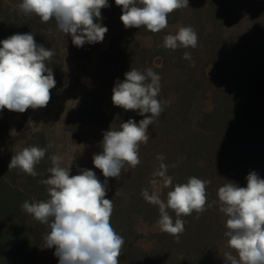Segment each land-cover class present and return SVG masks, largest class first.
<instances>
[{
  "label": "trees",
  "instance_id": "trees-1",
  "mask_svg": "<svg viewBox=\"0 0 264 264\" xmlns=\"http://www.w3.org/2000/svg\"><path fill=\"white\" fill-rule=\"evenodd\" d=\"M194 1L193 15L183 26L196 30L194 22L204 23V31L196 32L198 45L195 49L163 47L164 37L175 34L168 32L166 27L158 33H146L153 38L150 49L138 45L135 41L138 34L117 33L109 49L100 53L101 57L116 55L122 60V71L114 77V84L124 80V74L131 68L129 61L132 68L144 71L155 58H161L162 66L155 69L161 76V95L157 99L167 101L161 116L148 127V142L140 144L141 163L123 171L126 177L120 181L119 189L106 193L105 198L112 199L114 204L110 223L125 241L119 264H214L217 249L224 241L228 242L225 236L227 216L219 210L216 187L219 163L224 162L228 182L246 187V177L255 171L252 163L264 161V0ZM108 4L109 7L101 9V23L121 8L115 0H108ZM185 8L170 13L168 25L180 22ZM241 21L250 22L253 31L240 36L224 35L226 28ZM54 31H57L54 19L43 23L35 14L25 15L0 0V41L17 33H32L37 44L54 51L46 66L53 70L55 79H61L62 66L57 63L59 49L49 43ZM61 34L59 40L64 43L72 40L70 35ZM184 52L191 53V60L183 58ZM209 65L218 68L213 77L220 83L214 91L215 108L194 119L193 107L211 83L206 75ZM88 97L95 96L89 94ZM100 118L99 123H94L101 129L94 137L98 153L102 151L100 142L105 131L119 130L130 118L139 123L144 117L137 111L114 106L110 116L101 114ZM160 154L169 166L167 174L173 178V186L187 183L193 176L211 181L206 189L207 210L199 218L195 212L181 217L185 221V231L180 234L179 242L174 236L161 232L157 247L143 251L132 242L133 219L141 216L156 223L160 218L158 206L146 202L141 195L144 188L151 194L150 182L160 179L153 176L160 164L157 160ZM4 159L0 162V264L18 244L31 251L25 239V227L31 215L21 209L27 196L2 166V163L9 165L8 157ZM173 164L176 167H172ZM255 172L264 179L263 174ZM170 190L172 188L164 189L160 195L162 200L166 201ZM169 213L174 221L175 213L170 209Z\"/></svg>",
  "mask_w": 264,
  "mask_h": 264
},
{
  "label": "clouds",
  "instance_id": "clouds-1",
  "mask_svg": "<svg viewBox=\"0 0 264 264\" xmlns=\"http://www.w3.org/2000/svg\"><path fill=\"white\" fill-rule=\"evenodd\" d=\"M115 4L121 7L120 20L126 29L143 26L152 33L168 26L170 13L189 7L188 0H115ZM18 7L25 15L35 14L43 23L54 19L57 30L70 35L77 47L102 42L108 31L100 22L101 9L109 7L108 0H22ZM197 45L198 35L191 26L179 27L175 34L166 35L163 43V47L171 50L195 49ZM53 56L54 51L37 44L32 33H17L0 41V110L24 113L29 108L36 110L48 105L56 80L46 62ZM183 58L191 60V53L184 52ZM124 77L112 89V103L125 111H137L144 118L139 123L130 118L119 130L110 128L103 133L102 151L92 159L105 181L102 183L91 169L70 175V167L61 166L64 157L53 154L49 157L52 167L47 169L50 176L39 181L47 186L50 198L31 203L25 200L21 205L35 221L49 227L44 247L55 249L59 264H119L125 241L110 223L114 204L112 199L105 198L107 178L118 179L122 171L141 163L140 144L148 142V127L161 116L163 105L167 104L157 99L161 76L152 68L140 71L131 67ZM148 113L151 115H145ZM46 151L47 148L38 146L25 147L12 155L8 169L35 177V167ZM157 160L160 164L153 176L172 190L166 201L156 191L150 194L148 188L142 189L141 195L146 202L158 206L160 230L179 242L185 231L181 217L195 212L199 218L207 210L206 189L211 181L193 176L187 183L173 186L164 155H158ZM246 179V187L228 182L217 193L219 210L227 216L228 246L237 253L236 256L225 253L226 264H264V179L255 171ZM169 209L175 213L174 221Z\"/></svg>",
  "mask_w": 264,
  "mask_h": 264
},
{
  "label": "rangeland",
  "instance_id": "rangeland-1",
  "mask_svg": "<svg viewBox=\"0 0 264 264\" xmlns=\"http://www.w3.org/2000/svg\"><path fill=\"white\" fill-rule=\"evenodd\" d=\"M3 1L11 8L23 13L18 7L20 1ZM194 5V0H188L189 7H186L181 14L180 22L168 25L166 30L176 33L185 21L191 19ZM121 15V8L109 14V19L102 23V26L108 29L104 40L95 44L86 43L83 47L75 46L71 39L68 43H64L62 39L59 40L63 34L58 30L54 31L49 43L59 49L57 63L62 66L63 76L61 79H55L56 86L50 90L51 99L48 105L36 110L29 108L24 113L0 110V162L7 156L6 161L10 163L12 155L25 147L47 148L45 157L35 167L37 172L35 177L18 169L9 170L8 165L2 163L30 203L50 198L47 186L39 181L50 176L47 169L52 167L49 157L53 154L64 157L61 166L70 167V175L79 174L81 169H91L102 183L105 181L102 172L93 165V155L98 154L99 151L94 137L101 133V129L94 123L101 121V114L110 116L113 111L114 105L111 99L112 89L115 86L113 79L122 71L123 63L116 55L101 57L100 53L109 49L111 40L117 33L138 34L135 41L140 47L150 49L153 46V38L146 34L149 31L145 27L126 29L120 20ZM194 26L197 28L196 32L204 31V23L194 22ZM252 31L253 26L250 22L241 21L234 27L226 28L224 35L240 36ZM129 65L132 67L131 61ZM161 66L162 59L155 58L147 68H152L155 72V69ZM217 71L218 68L215 65H209L206 69V75L211 79V83L193 107L194 119H198L203 113L212 112L215 108L214 91L220 87L218 86L220 83L213 79ZM89 94L95 97H88ZM49 144L52 147L49 148ZM218 167L217 189L228 183L224 162L221 161ZM251 168L264 175V161L253 162ZM125 177L122 171L118 179L107 178V192L117 191L120 181ZM153 181L156 182L153 183ZM149 188L151 192L156 191L160 195L165 189L160 179L152 180ZM133 225V244L143 251L154 250L158 245V235L162 232L159 224L146 221L141 216H135ZM49 231L47 225L35 221L30 216L25 227V239L31 251L22 249L21 244H18L1 264H59L58 257L54 255L55 249L44 247V236ZM225 253L237 255L235 250L228 246V242L224 241L217 249L214 264H226Z\"/></svg>",
  "mask_w": 264,
  "mask_h": 264
}]
</instances>
